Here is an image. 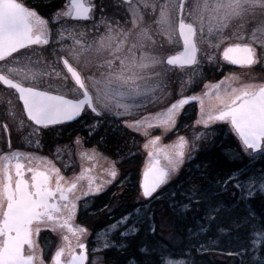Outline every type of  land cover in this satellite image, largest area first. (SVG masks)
<instances>
[{
	"label": "snow or ice",
	"instance_id": "snow-or-ice-1",
	"mask_svg": "<svg viewBox=\"0 0 264 264\" xmlns=\"http://www.w3.org/2000/svg\"><path fill=\"white\" fill-rule=\"evenodd\" d=\"M205 64L218 72L226 65L243 72L205 83ZM257 69L264 72V0H64L47 13L31 0H0V85L14 90L22 102L21 115L9 99L0 117L5 121L0 123L5 133L0 146V264H98V258L90 260V251L93 256L105 249L123 252L127 238L139 231L138 223L148 221L153 236L157 223L170 224L164 210L157 221L154 204L181 213L194 205L203 211L202 219L209 223L190 230V238L229 216L234 229L247 230L236 251L241 264H246L245 256L248 264H264V213L250 203L257 193L264 196V169L258 175L248 173V166L235 169L214 178L207 189L189 177L181 193L187 202L177 201L170 186L185 160L192 159L196 142L213 126L236 140L250 161L264 157V76L257 80ZM192 101L199 104L195 125L201 131H194L191 140L177 136L162 143L178 121L184 123L185 106ZM132 116L136 118H128ZM9 119L17 133L15 147ZM70 122L84 123L89 137L101 128L107 133L108 127L145 137L147 162L133 186L137 204L91 241L77 215L81 209L89 212L92 200L117 180L119 169L96 146L85 148L80 136L52 150L59 159L71 157L74 149L81 161L93 163L79 174L65 176L53 159L38 154L46 133L59 134L58 128ZM153 129L161 134L152 135ZM104 141L100 135L96 143L103 146ZM227 151L238 157L230 147ZM101 159L108 167L96 174ZM128 182L127 176L120 178L122 191ZM229 186L240 193L232 194L235 200L222 196ZM97 211L108 215L113 209L104 205ZM193 247L203 252L211 246L190 244L174 258L166 248L145 242L139 252L145 257L142 264H196ZM127 264L141 262L132 258Z\"/></svg>",
	"mask_w": 264,
	"mask_h": 264
},
{
	"label": "flooded vegetation",
	"instance_id": "flooded-vegetation-1",
	"mask_svg": "<svg viewBox=\"0 0 264 264\" xmlns=\"http://www.w3.org/2000/svg\"><path fill=\"white\" fill-rule=\"evenodd\" d=\"M64 0H51V4L47 2V0H31V3L33 5H41L44 12H51L54 7H59L61 3H63ZM109 16H112L113 10H109ZM88 29H91V25H87ZM35 59V57H33ZM50 59V57H49ZM204 72V82H216L217 80H220L223 78V75H228L229 72H236L238 74L242 73L243 70L240 69L239 66H232V65H226L224 69H222L220 72L217 71L215 68H209L207 64L204 65L203 68ZM257 80L260 79V77L264 76V72H261L259 69L256 70L254 73ZM243 78V77H242ZM43 82H41V85ZM203 85L199 88H195V92H200L202 90ZM193 89L188 91L186 94H192ZM0 98H3L4 102L0 103V117H2L5 110L8 108L7 100L11 99L13 105L15 106V110L18 115L22 114V102L18 101L16 98V94L14 90L8 89L4 85H0ZM190 105H186L185 108L188 111V116L186 119H184V114L182 113V119H184V123L181 124L178 121L177 129H174L172 132L168 133L167 135H164L162 137V143L164 144H170L173 141L177 139V136H185L184 134H188L189 129L191 127H195V120L198 118L199 115V104L196 101L190 102ZM162 106V105H161ZM129 119L136 118L135 116L128 117ZM26 121V117H24ZM5 121L0 118V123H4ZM87 122H91L90 119ZM11 128V136L13 141V146H17V133L14 128V122L9 119L7 121ZM27 123V121H26ZM108 127L107 125H105ZM201 129V128H200ZM211 130L217 131V137L214 139L213 147H221V146H227V147H236L237 141L234 140L231 137H226L218 127L213 126ZM57 133H46L44 136V141L42 143L41 149L39 150L38 154L40 155H46L50 159H53L56 163L57 167L61 168V171L65 176L71 177L73 174H79L81 167H92L93 163L88 161H81L80 158L75 154V150L73 149L71 157L68 155H63L61 158L56 159L53 155V149L55 144H69L74 140L76 136L83 137L84 140L87 142L85 143V148H91L93 146H96L98 148V151L103 154V156L108 157L110 161L116 162V167L119 169V176L117 177V180L113 182L112 185L108 186V189L105 192L100 193L98 196H96L92 201H94V204L92 206H89V212L85 213L83 209L78 213L77 215V223L82 224L86 226L89 230V233L91 234L88 239L91 241L93 237L95 236L96 232L100 228H104L107 224L110 223L109 216L106 217V221H102L101 223H98L97 228L91 227L92 218L94 216H97L99 214V211H97L98 208L104 207V205H108V200L106 201V198L112 197V193H115L114 196H120L123 198L122 207H134L137 204V197L138 192L134 190V187L137 183L138 177L142 174L143 168L145 163L147 162V153L143 148V144L145 142V137L142 136L139 133L131 132L130 130H125L124 134L121 135L119 131H112L111 127H108L107 133H105L104 128L100 129L99 135L94 134L92 137L88 136V129L85 127L84 123H77V122H70V125L67 127H64L62 129L58 128ZM161 130L159 129H153L152 135H160ZM100 135H105V141L103 143V146L98 145L96 142L99 140ZM5 138V133L2 129H0V146L3 145V141ZM70 141V142H69ZM28 150H34V149H28ZM131 154V155H130ZM195 160V157L191 160H187L186 164L180 169L179 173H177L173 179L170 186L174 191H177L179 188V181L181 179V176L187 172L191 168L190 163H192ZM65 165H67V168H65ZM108 167V162L101 159L99 160L95 165V172L96 174H103L102 168ZM127 176L128 177V183L124 185L127 191H122L121 187H119V181L120 178ZM134 198V201L132 202L130 200V197ZM131 211L130 209L127 211ZM180 239V238H179ZM182 240V239H181ZM160 242V244H159ZM181 242V241H180ZM177 240L175 242H172L169 247H166L164 245V237L160 236L156 240V244L160 245L161 247L166 248L168 251L175 254L174 258L179 257L181 253H183L188 246L190 245V241L186 239V242L183 243L184 245L181 246V243L178 244ZM153 245H155L153 243ZM180 246L183 248V251L180 250ZM196 248L193 247L191 249V257L196 258L194 254H203L204 252H195ZM92 253L90 251L89 258L91 260Z\"/></svg>",
	"mask_w": 264,
	"mask_h": 264
},
{
	"label": "rangeland",
	"instance_id": "rangeland-1",
	"mask_svg": "<svg viewBox=\"0 0 264 264\" xmlns=\"http://www.w3.org/2000/svg\"><path fill=\"white\" fill-rule=\"evenodd\" d=\"M116 18L120 19L121 17L117 16ZM101 31H103V29H101ZM190 90L191 89H189L188 91H190ZM200 128H201L200 126H195V127L192 126L191 129H189L188 134L187 135L184 134L185 137H187L191 140V138L194 134V131L199 132V131H201ZM217 133L218 132L215 130H210L209 134L206 138H203V139L196 142V150L191 153L192 159L194 157H196L203 150H208V149L213 147V144L215 143L214 139L217 137ZM221 148L223 149V152L227 155V158H229L230 161L236 162L238 165H240L239 169H244L246 166H248L247 172L248 173L255 172L257 175L259 174V170L264 169V164H261V160H263V159H261L262 157L257 158L255 161H250L249 157L246 156L240 149H238L236 147H230V148L232 150H234L235 153L238 154V157L228 154L227 149L229 147L223 145V146H221ZM187 160L188 159L185 160V164H186V162H188ZM171 183H172V180L170 181V184ZM210 186H211V183L208 184L207 188H209ZM207 188H205V189H207ZM171 190H173L172 187H171ZM233 193H236V196L240 195V193L237 189L229 186V190L227 192L223 193L222 196L225 200H228V201L235 200L236 196H233L232 195ZM122 197H120V196L117 197V196L113 195L112 197L106 198V201L109 199L107 202H108V206L112 207V209H113L112 213L105 215L104 212H99V214L97 216H94V218H92L93 222L91 223L90 226L93 228H97V226H98L97 224L101 223L102 221H106L107 216H109L108 218L111 219L110 223H112L114 220L118 219L121 215L126 214L129 209L132 210L133 207H122V202H123ZM258 198L264 199V196L257 193L256 198L250 201L251 205H254V200H257ZM130 200L133 202L134 198L131 196ZM262 201L264 202V200H262ZM262 201H260L259 203L262 204ZM92 204H94V201H92L89 206H92ZM253 207H255V206H253ZM262 207H264V206H262ZM89 208H91V207H89ZM153 208H154L155 213L158 212V215H159V213H160L159 211L163 210L162 208H164V207L159 205V204H154ZM193 208H194V206H193ZM158 209H159V211H158ZM199 219L200 220L197 222L198 228L202 224H208L209 223L208 221H206L202 218H199ZM144 223L147 224V226L149 224L148 221H145ZM144 223H138L136 225V227L140 230V226L144 225ZM171 226H172V224H171ZM171 226L169 224L167 227L168 229L165 231L168 232L171 229ZM221 228H226L228 230L225 232H221L220 231ZM100 229H103V228H100ZM197 229H193V231H195ZM165 231L163 233L164 235H166V233H167ZM187 232H189V234H190V230H187ZM246 235H247L246 228L236 230L231 226V219L229 216L224 215V216L217 218L214 222H211L207 233L201 234L198 237L192 238L193 239L191 242L192 245H198L199 243H204L205 245L211 246L209 248V250H207V251H209V256L207 258H197V256L195 255L196 258L194 260H195L196 264H211V263L212 264H223L222 261H228V263H233V261H231L230 259H227V257L222 258V259H221V257L226 256V255L231 256L234 253H236L239 246L241 244L245 243ZM167 238H170V240H172L171 236L170 237L167 236ZM186 239H190V236H187ZM176 240H177V242H179L178 244H180V240H179L178 236H176V238H174L173 242H175ZM167 247H169V246H167ZM107 250H109V249L98 251L95 254V256L92 255L91 260L98 258V264H120L119 262L112 261L113 259L110 260V259L106 258V256L108 255L106 252ZM195 252H196V250H195ZM199 253H201V252H199ZM177 258H179V257H177ZM244 259H245L246 264H248L249 257L245 256Z\"/></svg>",
	"mask_w": 264,
	"mask_h": 264
},
{
	"label": "trees",
	"instance_id": "trees-1",
	"mask_svg": "<svg viewBox=\"0 0 264 264\" xmlns=\"http://www.w3.org/2000/svg\"><path fill=\"white\" fill-rule=\"evenodd\" d=\"M261 159V164H264V157H262ZM190 165L191 168L181 176V179L179 181V188L177 191H175L177 193V201L187 202L184 199V196L181 195V193L188 187L189 177L200 183L203 188H207L208 184L212 183V180L214 178L226 176L231 171L240 168V165H238L236 162L230 161L229 158H227V155L223 152V149L221 147H212L208 150H203L195 157V160L190 163ZM197 165L199 167H197ZM262 200L264 199L258 198L257 200H254V205H252V207L255 206L253 208L258 214L264 213V207H262L264 206V202ZM260 201H262V204L259 203ZM163 207L164 208L162 209L165 211V214L170 217V226L172 224L171 229L168 232L165 231L168 229V226L161 227L160 224L157 223L156 234L155 236H153V234L149 231V227L147 226V224L144 223V225L140 226V230L134 236L127 238L126 242L128 244V247L126 250L121 252L117 251L116 249H109L106 251L108 254L106 258L110 260L113 259L112 261L119 262L120 264H127L130 259L135 258L142 264V261L145 259V257L139 252L140 246L145 242L149 244H156V240L160 236L164 237V245L166 247L172 244L176 236L180 238L179 240L181 241V246H183V243L186 242V237L190 236L187 230L198 228L197 222L200 220L199 218H202L204 216L203 211H196L195 205L192 210H189L186 213H181L179 211H174L170 208H167V204H165V206L163 205ZM161 211L162 210H160L159 212ZM156 218L158 221V212L156 213ZM163 230L167 232L166 235L168 237L171 236L172 240H170V238H167V236L163 234ZM188 240L190 241L189 244H191L193 239L190 238ZM181 246L180 250L183 251V248ZM194 255H196L197 258H207L209 256V251H206L203 254ZM226 257L227 259L233 261L234 264H241V257L236 255V253L231 256H223L221 257V259ZM222 262L223 264H233L228 263V261Z\"/></svg>",
	"mask_w": 264,
	"mask_h": 264
}]
</instances>
